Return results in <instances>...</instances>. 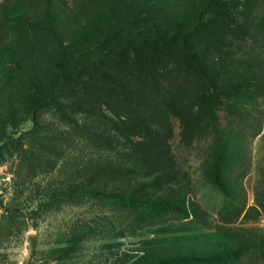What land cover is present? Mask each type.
Masks as SVG:
<instances>
[{"label": "trees", "instance_id": "1", "mask_svg": "<svg viewBox=\"0 0 264 264\" xmlns=\"http://www.w3.org/2000/svg\"><path fill=\"white\" fill-rule=\"evenodd\" d=\"M150 7L146 3L143 9ZM114 9L116 19L88 25L80 44L59 50L55 87L37 94L27 110L31 128L0 129V166L9 163L12 176L10 197L0 195V252L67 206L94 204L128 224L144 220L148 211L159 222L184 221L192 214L195 220V209L184 201L190 186L172 144L174 119L185 124V145L195 148L205 136L213 138L209 153L216 156V147L224 162L228 131L221 128L220 112L242 120L248 111L231 113L232 99L244 89L264 97V86L230 81L211 58L229 50L216 31L251 42L241 0H207L190 24L166 30L153 19L129 17L127 5L118 2ZM256 119L262 128L264 111ZM224 168L218 165L210 179L223 199L218 214L226 223L248 221L253 212L264 215V195L258 208L247 209L245 198L229 188ZM51 175L57 180L49 185L36 182ZM145 194L161 200L156 211ZM231 248L212 256L188 254L173 263L244 264L253 252L263 251L259 244L243 246L241 252ZM3 259L0 255V264Z\"/></svg>", "mask_w": 264, "mask_h": 264}, {"label": "rangeland", "instance_id": "2", "mask_svg": "<svg viewBox=\"0 0 264 264\" xmlns=\"http://www.w3.org/2000/svg\"><path fill=\"white\" fill-rule=\"evenodd\" d=\"M206 1L0 0V129L31 128L27 110L37 94H47L55 87L54 65L59 50L80 44L89 34L88 25L116 19L112 17L119 15L114 11L116 3L129 7V17L153 19L157 28L166 30L178 23L190 24L203 11ZM241 1L247 8L242 21L251 42L244 44L224 30L216 31L229 50L223 56L210 57L215 59V70L226 72L230 81L264 86V0ZM146 3L151 5L149 9H143ZM208 56L204 51L203 57ZM210 57L205 65L209 66ZM229 106L235 115L246 111L248 114L237 120L226 115V111L220 112L221 128L227 127L228 131L224 137L228 145L224 162L216 147V156L209 153L213 138L209 141L205 136L195 148H190L182 136L185 124L178 119L173 121L172 144L186 174L185 183L190 186L184 201L188 209H195V220L192 214L184 221L159 222L148 211L144 220L128 224L116 212L94 204L67 206L39 220L37 227L26 231L20 241L8 243L0 252L2 259L7 256L3 263L174 264L173 260L188 254L212 256L230 252L231 247L241 252L243 246L259 244L263 251L253 252L244 264H264V215L253 212L248 221L241 218L226 223L225 217L218 214L223 201L220 186L210 180L216 167L223 164V175L228 177L232 192L245 198L247 209L258 208L257 200L264 195V124L259 129L256 118L259 111H264V97L244 89ZM9 169V163L0 166L3 199L11 195ZM56 180V175L40 176L36 182L49 185ZM145 196L155 204V211L161 206L157 196Z\"/></svg>", "mask_w": 264, "mask_h": 264}]
</instances>
